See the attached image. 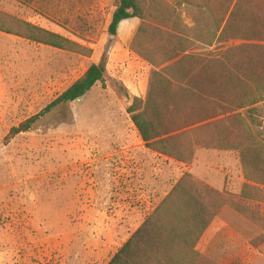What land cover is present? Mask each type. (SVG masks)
Masks as SVG:
<instances>
[{
    "label": "rangeland",
    "instance_id": "rangeland-1",
    "mask_svg": "<svg viewBox=\"0 0 264 264\" xmlns=\"http://www.w3.org/2000/svg\"><path fill=\"white\" fill-rule=\"evenodd\" d=\"M139 1L143 20L122 21L110 39L116 0H0L1 13L89 51L0 31V264H107L177 185L213 214L197 258L186 251L179 263L264 264V94L237 101L249 85L239 76L259 77L264 90V0ZM235 3L258 37L230 27L217 41L221 15ZM173 41L178 64L169 62ZM99 62L103 84L7 139ZM219 73L229 77L221 102L219 84L203 79ZM150 89L168 154L141 140L126 111ZM219 107L226 113L201 123Z\"/></svg>",
    "mask_w": 264,
    "mask_h": 264
},
{
    "label": "trees",
    "instance_id": "trees-1",
    "mask_svg": "<svg viewBox=\"0 0 264 264\" xmlns=\"http://www.w3.org/2000/svg\"><path fill=\"white\" fill-rule=\"evenodd\" d=\"M235 1L238 2V0ZM237 7L238 5L235 3L230 11L227 9L222 13L220 24L217 27V30H219L216 38L217 41L225 37V33L230 27H237V31L245 37H258L259 30H255V25H249L248 21L243 16H239ZM132 18L143 20V9L140 1L116 0V6L108 27L109 34L115 35L118 25L122 21ZM0 31L57 49L82 53L89 52L56 33L27 22L16 20L1 12ZM175 39L177 44L184 41L180 36H175ZM175 45L176 43L173 41L169 46V50L174 51ZM176 53L177 51L173 52L175 55L172 56L169 62L174 58V64L179 63L180 59L177 58H182V55ZM200 56L203 61H209L211 51L207 50L201 53ZM224 58L225 57L222 55V59H217L216 61L217 67H220L221 71L227 65ZM195 59L198 60V58ZM166 68L167 66L163 68V70ZM222 73H219L217 76L211 77L207 75L203 77L204 81L208 84L213 85L215 82L219 84L221 91L217 94V98L220 102L224 99L223 97L225 94L228 93L224 89L229 81L228 75ZM104 74V62L91 64L79 78L40 112L20 122L17 126L12 127L9 130L7 139L14 137L20 132L29 131L36 121L49 113L53 108L62 104L74 102L81 98L96 83L103 84ZM156 77L159 83H169L167 77L164 78L158 73ZM168 77L169 79H176L177 83L181 85L187 83L188 80L194 84L201 83V78L199 82H195L193 77L187 75H169ZM237 79L239 80V85L247 86L249 84L241 92L237 100L240 107L245 105V103L255 104L259 101V98H263L261 95L264 94V90L259 83V77L252 80L251 83H249L251 78L246 76H244V78L239 76ZM151 90L152 89L149 90L146 100L142 101L137 97H133L126 111L141 140L148 147L156 149L163 154H168L169 152L165 148V142L166 139H169V136L162 138V136L158 135L156 132V122L160 120V113L159 110L157 111L156 108L153 107L152 98L154 99V92L152 93ZM221 109H225V107H219V109L214 110L207 118L200 120L201 123L213 121L216 117L225 114L226 112ZM169 133L170 132H165L164 135H169ZM174 199L180 201L184 200L182 205H185V209L181 207V203L179 205L174 204ZM212 218L213 214H208L206 207L200 203L197 198L191 195H188L187 198H182L180 188L177 185L152 211V214L144 220L142 225L121 245L107 264H184L178 261L184 257L186 251H190L189 259H196L198 253L193 248L210 224Z\"/></svg>",
    "mask_w": 264,
    "mask_h": 264
},
{
    "label": "water",
    "instance_id": "water-1",
    "mask_svg": "<svg viewBox=\"0 0 264 264\" xmlns=\"http://www.w3.org/2000/svg\"><path fill=\"white\" fill-rule=\"evenodd\" d=\"M114 37V35H110V39H112Z\"/></svg>",
    "mask_w": 264,
    "mask_h": 264
},
{
    "label": "crops",
    "instance_id": "crops-1",
    "mask_svg": "<svg viewBox=\"0 0 264 264\" xmlns=\"http://www.w3.org/2000/svg\"><path fill=\"white\" fill-rule=\"evenodd\" d=\"M128 20V19H127ZM125 21V20H124Z\"/></svg>",
    "mask_w": 264,
    "mask_h": 264
}]
</instances>
